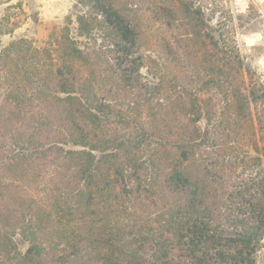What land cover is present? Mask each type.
Instances as JSON below:
<instances>
[{
    "label": "trees",
    "instance_id": "1",
    "mask_svg": "<svg viewBox=\"0 0 264 264\" xmlns=\"http://www.w3.org/2000/svg\"><path fill=\"white\" fill-rule=\"evenodd\" d=\"M79 1L101 17L78 16L82 46L63 35L57 58L22 38L0 54V87L24 74L31 89L0 91V264L17 257L21 264H256L264 176L228 182L219 160L231 135L225 108L233 109L230 124L241 115L255 132L251 103L264 104V83L248 82L253 74L236 47L192 0L143 8H130L131 0ZM88 18L112 39L98 44ZM180 20V42L196 58L205 50L206 78L195 85L162 68L178 38L163 35ZM146 58L158 82L138 79ZM110 71L115 76L105 78ZM124 89L137 100L121 97ZM162 108L176 113L178 127L160 116ZM41 155L60 169L62 186L36 196L21 182ZM17 234L28 242L25 252Z\"/></svg>",
    "mask_w": 264,
    "mask_h": 264
},
{
    "label": "rangeland",
    "instance_id": "2",
    "mask_svg": "<svg viewBox=\"0 0 264 264\" xmlns=\"http://www.w3.org/2000/svg\"><path fill=\"white\" fill-rule=\"evenodd\" d=\"M173 1L178 2L177 0H131L129 7L132 8L135 4H140L141 8H143V5L152 6L153 2L165 5L171 4L170 6L177 5L176 3L172 4ZM192 1L196 6L202 8L206 24L210 27L218 28V33L225 34L229 41L233 43L245 63V67L253 74V78L248 77V82L254 83L257 88H260L261 84L264 83V0ZM88 8H90L89 5L81 3L79 0H0V54L12 42H17L22 38L28 41L27 46H31L34 49L42 51L44 48H51L50 54L52 53L57 58L59 52L55 48L60 46V38L63 35L70 36L79 46H82L86 40V36L82 37L79 34L78 16L88 13L89 17L95 16L101 18L98 14L91 15L92 12ZM90 21L92 32L98 36V44H106L107 41L112 39L111 37H103L102 32L98 31L99 24L96 20L90 19ZM94 23L95 25H93ZM175 26L177 29L166 31L163 35L171 40L175 37L178 38L175 39V50L171 54L172 57L166 63L162 60V68L166 71L172 68L168 74L169 78L174 80L175 77H179L187 82L188 79H191L192 84L195 85L197 81L206 78V65L200 59L205 58L203 55L205 50L200 51L196 58V54L193 51H189L184 42H180L181 39L179 37H183L181 35L184 34L185 28L182 25V21L180 20ZM145 38L144 42L146 41ZM144 52L145 50L142 51V53ZM150 54L154 57L157 55L152 52ZM144 62L138 79L143 83L148 82V79L149 81L158 82L159 80L154 77L156 76L154 74V63L148 60V58ZM74 65L77 68L83 69L85 74L87 73L86 67L79 62H74ZM104 76L105 78H111L115 74L110 71L105 72ZM28 83L29 79L27 75L13 74L6 80V86L0 87V91H4V88L18 90L23 86L31 92L30 87L26 85ZM165 86H168L166 81ZM121 95L124 99L129 100H137L138 97L134 89H124ZM220 98V96L217 97V101ZM159 100L161 99H156L155 103ZM166 101L167 99L165 98L162 102H159L166 103ZM13 106L14 104H11V107ZM157 106L159 107V103H157ZM161 110L159 112L161 117H164L169 122H173L171 124L174 126L178 127L180 125L177 121L179 117L176 116L174 111L169 108H162ZM224 111H226V115L224 114L225 124L229 128L228 132L231 135L230 140H226L227 148L225 149V153L227 156L226 158L220 157L219 161H222L227 166L228 182L241 181L242 177L246 179L262 178L264 176V147H262L264 146V104L262 102L251 103L252 115L249 118L253 116L255 119V132L249 127L247 119L241 115L239 116L240 124H230L232 120H226V116L231 117L233 109L226 107ZM261 117H263L262 123L259 122V118ZM142 119L144 121L149 119L147 110L142 113ZM198 127L205 132L208 127L206 119H202L198 123ZM256 138L259 140V143L258 145L256 143L253 145ZM260 147L261 150L258 149ZM255 156L258 159L253 160L252 158ZM34 166L36 172L27 173L25 179L21 182L25 188H29L31 192H34V195L43 194V191L41 192L40 190L44 188L56 189L57 186L58 188L62 186V173L60 172L61 178L57 179L60 169H55L49 155L38 157L34 162ZM103 202L104 200L99 198L97 204H94L95 208L98 209ZM138 215L140 216L139 219L143 220V222L147 221V215L143 216L141 213ZM79 220H81L80 217ZM15 242L21 253L25 252L28 242L20 234L15 236ZM102 249L108 251L109 247L103 245ZM19 259V257L14 258L9 263L6 261V264H21ZM256 264H264V238L262 246L256 254Z\"/></svg>",
    "mask_w": 264,
    "mask_h": 264
}]
</instances>
